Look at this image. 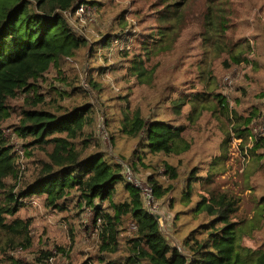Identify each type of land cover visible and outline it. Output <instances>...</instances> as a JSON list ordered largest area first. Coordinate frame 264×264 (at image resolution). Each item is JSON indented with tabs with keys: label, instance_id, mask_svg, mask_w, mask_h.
<instances>
[{
	"label": "trees",
	"instance_id": "16d2710c",
	"mask_svg": "<svg viewBox=\"0 0 264 264\" xmlns=\"http://www.w3.org/2000/svg\"><path fill=\"white\" fill-rule=\"evenodd\" d=\"M77 5L78 0H0V264H28L14 252L29 250L35 243L32 218L17 216L28 207L32 197H42L44 206L50 209L74 211V214L84 212L85 206L93 210L101 230L100 251L113 254L123 246L126 248V254L119 260L101 257L104 264H264V242L254 250H243L240 246L239 197L218 188L209 189L214 182L213 173L220 169V173L224 172L222 166L229 159L230 133L221 143L220 153H215L207 163L208 169L200 173L205 166H195L184 179L178 201L187 209L176 211L172 218L176 241L165 234L160 218L146 207L143 190L127 175L129 166L122 153L93 144L88 128L100 114L103 113L107 126L114 116H119L118 131L143 136L141 152L157 158L156 164L151 165V176H147L156 198L164 199L169 194L177 198V186L164 184L159 178V166L172 180L179 177L178 169L160 155H179L190 150L191 142L184 136L188 125L163 119L149 121L138 110L133 114L129 106L133 91L121 93L119 105L111 101L105 104V87L93 75L94 71L86 74L89 90L82 85L79 73L69 78L65 75L66 59L75 58L82 49H88V57L93 58L98 47L110 46L114 38L128 39L125 31L128 20L123 16L119 32H107L101 40L91 42L72 27L66 14L74 13ZM240 5L243 9L234 21V27L239 26L234 42L227 37L228 29L233 26L226 23L227 13L209 12L201 33L203 46L209 54L226 53L227 68L242 62L254 64V61V68H262L264 0H243ZM186 9L187 0H162V6L155 12L156 26L139 39L138 47L119 49L111 57L113 63L100 67L98 72H106L105 68L109 67L122 68L121 80L136 83L139 88L152 87L158 68V63L152 61L173 50L181 38L188 26ZM215 16L221 17L215 19ZM104 59L108 62L110 56L104 54ZM200 66L203 72L212 74L204 62ZM52 69L56 71L55 80L69 88L48 83ZM41 82L49 85L47 91H41ZM49 90L55 92L51 100H48ZM78 94L85 99L71 106L59 103V98ZM93 95L97 103L86 100ZM20 96H24L20 120L6 125L16 111L10 101ZM215 99L224 116H233L232 129L237 137L244 144H249L252 138L254 151L263 148L264 137L258 136L253 128L261 114L258 108L251 109L248 115H239L230 107L226 96L206 90L193 92L189 97L179 96L173 106L179 115L184 113L194 118L204 103ZM7 128L21 139L27 156L37 148L49 158L38 160L36 176L24 185L20 182L21 154L11 143ZM145 156L137 155L143 165ZM152 174L158 177L153 178ZM260 200L263 205L264 195ZM184 214L191 218L178 224ZM193 220L200 221L192 226ZM181 232L185 233L179 236ZM58 250L69 256L64 247L58 246ZM41 252L35 258L38 263L45 264L55 256L51 249Z\"/></svg>",
	"mask_w": 264,
	"mask_h": 264
},
{
	"label": "rangeland",
	"instance_id": "374dc122",
	"mask_svg": "<svg viewBox=\"0 0 264 264\" xmlns=\"http://www.w3.org/2000/svg\"><path fill=\"white\" fill-rule=\"evenodd\" d=\"M241 1L243 0H187L185 14L188 26L173 50L159 55L152 61V64L158 63L156 79L152 87L139 88L136 83L121 80L119 71L124 72L122 68L109 67L105 68L106 72L98 71L100 67L104 68L109 63H113L111 57L115 52L118 53L119 49L138 47L139 39L147 36L146 33L151 32L156 26L155 12L162 6V0H89L88 2L78 0L79 3L84 2L94 9V19L77 12L68 17L72 27L91 42L101 40L107 32H119L121 30L119 23L123 16L128 20L125 29L128 39L114 38L110 46L104 49L98 47L93 58L88 57V49H82L75 58L66 59L63 68L68 78L79 73L82 85L89 90L86 74L87 71H94L93 75L98 77L105 87V104L112 102L119 105L121 102L119 95L133 91L129 104L133 114L138 110L149 121L163 119L173 124L188 125L184 136L191 142L190 150L179 155H160L162 159H167L168 163L176 166L179 173V177L172 180L165 169L159 166V178L164 184L177 186L175 192L177 198L171 196L174 194H169L164 199L156 198L147 180V176H151L153 171L151 165L156 164L157 158L149 154L145 156L141 152L140 141L141 139L143 141V136H131L119 132V116H114V120L109 122L110 126H107L103 113L88 128V137L93 144L101 145L103 149L114 153L117 151L122 153L129 166L127 171L131 181L137 182L143 190L146 207L158 215L165 234L170 235L173 241H176L173 229L176 225H173L172 218L176 211L187 209L178 201L184 179L195 166H205L201 168L203 170L200 173L207 170V163L215 153H220L221 143L230 133L232 140L228 147L229 159L222 166L224 172L220 173V169L213 173L214 182L209 185V189L218 188L239 197L240 208L237 218L241 221L240 246L243 250L257 249L264 242V204L261 205L260 200L264 195V147L254 151L252 138L249 144H244L243 139L238 138L237 132L232 129L235 124L233 116H224L216 99L204 103L205 106L195 113L194 118L189 114L179 115L173 106V102L179 96L189 97L193 92L206 90L212 91L215 95L221 93L226 96L230 107L239 115H248L251 109L258 108L261 114L255 121L264 117V64L262 68L256 69L255 61L254 64L242 62L227 68L224 65L226 53H221L219 56L209 54L205 51L202 41L205 15L213 12V14L227 13L229 19L226 18V23L230 22V26L233 25L229 27L227 37L230 42H234L239 31V26L234 27V21L240 15L239 10L243 9L240 5ZM220 17L215 16V19ZM104 54L110 56V61H105ZM203 62L208 65V71L212 74L203 72L200 66ZM55 75L56 71L52 69L47 76L48 83L54 82L58 87L69 88L68 85L55 80ZM207 76H210L208 83ZM41 85V91H47L49 85L44 82H41ZM47 93L48 100L55 96L53 90ZM84 99L85 97L78 94L72 98H59V103L71 106ZM87 99L97 103L94 95ZM23 103L24 96L10 101L16 111L6 125L19 122V110ZM255 127L253 124V128ZM6 133L21 154L23 163L20 182L24 185L36 176L40 167L38 160L49 159L48 155L45 151L35 148L34 152L27 156L23 142L15 136L13 130L7 128ZM48 149L50 150L51 147ZM138 154L146 157L144 165L140 159H137ZM152 175L153 178L158 177ZM10 182L14 183V180L10 179ZM173 202L174 206H171ZM83 211L81 214H74V211L50 209L44 206L42 197L30 198L28 207L21 210L17 216L32 218L35 243L29 250L15 251V256L28 264H43L38 263L35 258L42 255V249H51L55 256L45 264H104L101 257L121 259V256L126 254L125 246L113 254L100 251L99 221H95L96 215L89 207L85 206ZM190 218V215L184 214L178 224L186 223ZM199 221H191L192 226H196ZM129 231L130 234L133 233V230ZM184 233H179V236ZM58 246L69 251V256L59 253ZM32 261L33 263H30Z\"/></svg>",
	"mask_w": 264,
	"mask_h": 264
},
{
	"label": "built area",
	"instance_id": "2783aa9c",
	"mask_svg": "<svg viewBox=\"0 0 264 264\" xmlns=\"http://www.w3.org/2000/svg\"><path fill=\"white\" fill-rule=\"evenodd\" d=\"M75 12L79 13V14H85L87 16H89L90 18H93L94 19V9L92 7H90L89 5H87L86 3L84 2H81L79 3L78 2V5L76 7V10ZM72 13V12H66L67 16L70 17L72 14H75ZM229 79V78H227ZM254 125L256 126L254 129H255V133L258 135V136H262L264 137V117L262 119H260L259 121H255L254 122ZM127 175L128 177L130 178V175L129 173L127 172ZM136 185H138L137 182H134Z\"/></svg>",
	"mask_w": 264,
	"mask_h": 264
},
{
	"label": "water",
	"instance_id": "95a60500",
	"mask_svg": "<svg viewBox=\"0 0 264 264\" xmlns=\"http://www.w3.org/2000/svg\"><path fill=\"white\" fill-rule=\"evenodd\" d=\"M157 217H158V215H157Z\"/></svg>",
	"mask_w": 264,
	"mask_h": 264
}]
</instances>
